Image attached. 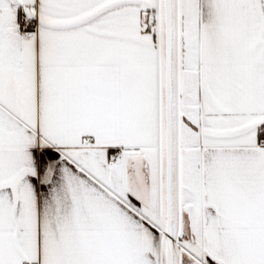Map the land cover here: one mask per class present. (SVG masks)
<instances>
[{
  "label": "snow or ice",
  "instance_id": "6c2138e0",
  "mask_svg": "<svg viewBox=\"0 0 264 264\" xmlns=\"http://www.w3.org/2000/svg\"><path fill=\"white\" fill-rule=\"evenodd\" d=\"M0 264H264V0H0Z\"/></svg>",
  "mask_w": 264,
  "mask_h": 264
}]
</instances>
